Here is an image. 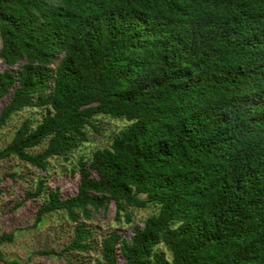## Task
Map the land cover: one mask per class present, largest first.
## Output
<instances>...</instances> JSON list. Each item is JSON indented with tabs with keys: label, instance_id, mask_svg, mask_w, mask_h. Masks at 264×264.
<instances>
[{
	"label": "trees",
	"instance_id": "obj_1",
	"mask_svg": "<svg viewBox=\"0 0 264 264\" xmlns=\"http://www.w3.org/2000/svg\"><path fill=\"white\" fill-rule=\"evenodd\" d=\"M0 64V129L29 112L0 160L44 172L125 122L75 159L73 193L24 189L32 226L58 214L70 229L38 254L264 264V0H0Z\"/></svg>",
	"mask_w": 264,
	"mask_h": 264
},
{
	"label": "rangeland",
	"instance_id": "obj_2",
	"mask_svg": "<svg viewBox=\"0 0 264 264\" xmlns=\"http://www.w3.org/2000/svg\"><path fill=\"white\" fill-rule=\"evenodd\" d=\"M2 65L0 64V70ZM1 107V105H0ZM29 112L13 115L9 122L0 129V147L12 136L14 128ZM33 115V113H31ZM35 116V115H34ZM125 125L123 120L104 119L98 133H88V141L68 157L66 162L60 159H50L46 170L40 171L16 159L0 160V234L11 233L9 242L0 243L2 259L13 261V264H93L91 257L64 252L61 256H46L38 254L41 250L60 251L67 243L70 229L63 218L56 214L44 217L38 226H32L36 204L39 199L21 202L24 189L32 188L37 179L43 181L45 189L59 187L62 195L66 196L75 190V176L70 173L75 159L79 156L89 157L91 152L106 144L110 136L119 127ZM16 172L18 176L12 175ZM21 202V203H20ZM150 213L149 209L138 210L133 217L139 222ZM112 212L107 214V225L115 226L122 232H129V226L121 222L111 221ZM99 218L96 225L104 222ZM90 256V255H89ZM0 264H2L0 262Z\"/></svg>",
	"mask_w": 264,
	"mask_h": 264
}]
</instances>
